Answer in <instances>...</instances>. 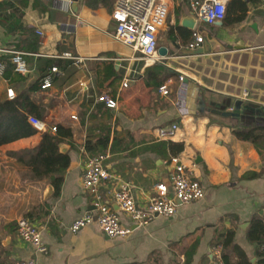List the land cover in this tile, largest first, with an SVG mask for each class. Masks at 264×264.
I'll return each mask as SVG.
<instances>
[{"label": "crops", "instance_id": "crops-1", "mask_svg": "<svg viewBox=\"0 0 264 264\" xmlns=\"http://www.w3.org/2000/svg\"><path fill=\"white\" fill-rule=\"evenodd\" d=\"M244 2L247 14L240 23L228 25L222 19L202 29L194 25L204 40L199 49L188 51L190 38L184 42L180 37L182 31L190 33L180 26L191 16L187 1L169 0L157 35V48L168 52L154 63L168 72L162 81L167 96L145 84L144 70L152 64L144 65L113 40V0H79L74 13L65 0L0 2V60L9 59L7 51L20 52L27 68L22 80L0 77V101H9L8 90L16 97L31 89L29 97L42 111L36 119L46 128L61 125L71 131V139L59 145L70 163L56 196L46 180L29 179L10 155L34 147L45 132L0 146V264H185L187 257L186 264H223L222 253L228 264L243 258L248 264L261 261L260 248L247 240L246 231L264 210V161L249 142L233 136L228 119L207 111L210 103L228 100L233 107L250 103L264 108V0ZM64 53L79 62L61 58ZM45 59L55 63L42 75ZM107 66L112 75L105 74ZM49 73L51 85L41 90L39 83ZM102 93L115 100L114 110L94 104ZM170 125L176 126L174 133L158 139L157 130ZM101 130L108 134L101 154L113 178L109 183L131 185L137 204L154 195L156 184L167 183L169 157L180 160L203 198L176 205L171 217L157 216L142 227H134L106 201L119 225L130 227L127 237L108 239L94 224L70 233L75 219L94 212L92 197L81 187L89 157L83 145ZM168 143L182 150L172 155ZM250 173L257 176L246 177ZM19 218L36 226L44 254L17 238ZM227 231L231 244L222 252L215 239L220 236L221 242Z\"/></svg>", "mask_w": 264, "mask_h": 264}, {"label": "built area", "instance_id": "built-area-1", "mask_svg": "<svg viewBox=\"0 0 264 264\" xmlns=\"http://www.w3.org/2000/svg\"><path fill=\"white\" fill-rule=\"evenodd\" d=\"M4 0H0L3 2ZM70 2V0H65ZM187 6L194 20V25H208L221 21L225 13L227 0H186ZM248 1V0H244ZM169 0H113V8L110 19L114 22L113 40L138 55V59L144 65L154 64L159 61L157 56L158 31L165 25L168 15ZM40 36L41 34L37 32ZM190 41L185 49L194 51L199 49L203 43V36L194 28L190 30ZM12 71L18 75H25L27 68L23 54L16 51H7ZM64 59H79L69 54L60 56ZM4 70L0 62V77ZM56 69H50L54 73ZM50 73L39 83L41 90L48 89L51 85ZM182 80L181 77L178 78ZM126 81L121 86L126 87ZM161 96H167L168 88L164 83L158 87ZM243 93V98L245 97ZM9 100L13 99L10 90L6 92ZM94 104L101 105L105 109L114 110L116 102L107 93L97 95ZM75 120L74 116L70 117ZM28 124L37 132H47L53 135L55 127L46 126L35 117L27 116ZM176 130L175 125L157 130L158 139L170 137ZM106 155L99 154L89 156L85 159L81 187L93 200V213H86L75 219L68 227L70 233H76L84 227L94 224L98 230L108 239L125 238L131 229L121 227L117 213L109 206L112 203L116 209L123 214L134 227H142L153 218L160 216L171 217L175 212V201L179 205H188L203 198V190L199 183L189 177L185 167L177 157H169L165 162L168 167L167 183H158L154 186V195L144 204H137L132 195V187L128 183L113 181L112 176L104 168ZM108 201V202H106ZM262 227L264 228V210L261 212ZM17 238L24 244L32 247L35 253L44 254L45 248L40 242L39 231L36 226L26 218H19L15 223ZM11 264H36L33 260L15 261Z\"/></svg>", "mask_w": 264, "mask_h": 264}, {"label": "trees", "instance_id": "trees-1", "mask_svg": "<svg viewBox=\"0 0 264 264\" xmlns=\"http://www.w3.org/2000/svg\"><path fill=\"white\" fill-rule=\"evenodd\" d=\"M247 14L246 3L243 0H229L225 6V13L223 16V23L231 25L240 23L245 19ZM182 31V30H181ZM180 37L184 42H187L190 33L182 31ZM4 63V70L2 76L10 79L12 76L16 79L22 80L24 75L13 73L12 65L9 59L0 60ZM44 69H49L55 61L45 59L42 62ZM113 73L112 68L107 66L105 74ZM167 71L159 64H152L145 68L144 79L145 84L158 89L162 85L163 79L167 75ZM19 76V77H17ZM31 90V89H30ZM30 90L14 96L12 100L0 101V146L14 142L19 139L27 138L33 135L36 131L28 124L27 116H34L37 119L42 118V111L40 107L30 99ZM56 131L53 135L45 132L42 134L37 145L31 148L23 149L21 151L11 153L10 155L15 161L23 166L27 171L29 179L31 180H46L48 185L53 190V196L58 194L60 185L63 180V175L69 167V157L66 153L59 152V145L71 139V131L69 128L57 125ZM231 132L233 136L239 141L249 142L264 161V126L242 128L232 126ZM108 141V134L101 130L100 133L93 140H86L83 148L85 153L89 156L99 155L105 151ZM162 144V143H161ZM163 145V144H162ZM168 148L174 153H179L182 146L178 144L168 143ZM257 174H247L246 177H255ZM247 240L251 243L258 244L261 252V261L258 264H264V228L262 227V217L260 219H252L246 231ZM220 236L215 239V245L219 244L223 249H226L231 244L232 232L227 231L223 234V240L219 242ZM236 250V249H235ZM238 251V250H236ZM221 261L223 264H228L226 255L222 253ZM188 262V257L185 259V264ZM240 264H248L243 258Z\"/></svg>", "mask_w": 264, "mask_h": 264}, {"label": "water", "instance_id": "water-1", "mask_svg": "<svg viewBox=\"0 0 264 264\" xmlns=\"http://www.w3.org/2000/svg\"><path fill=\"white\" fill-rule=\"evenodd\" d=\"M79 0H70L71 6L70 11L74 13L76 11V3ZM180 26L186 30H191L194 26V20L192 16L188 19L181 21ZM176 49V46L174 47ZM167 49L164 47L157 48V55L159 58H164L167 55ZM230 102V103H229ZM203 110V107L202 109ZM207 111L211 115L219 116L223 119H228L231 125L239 126L242 128L255 127L264 125V108L257 107L250 103L245 105L236 104L233 107V101L228 100L224 103H210ZM60 152H63L64 148H59ZM51 192V189L48 188L46 195ZM175 205H179L177 201L174 202Z\"/></svg>", "mask_w": 264, "mask_h": 264}, {"label": "rangeland", "instance_id": "rangeland-1", "mask_svg": "<svg viewBox=\"0 0 264 264\" xmlns=\"http://www.w3.org/2000/svg\"><path fill=\"white\" fill-rule=\"evenodd\" d=\"M205 25H199L198 24V27H197V29H202L201 27H204Z\"/></svg>", "mask_w": 264, "mask_h": 264}]
</instances>
